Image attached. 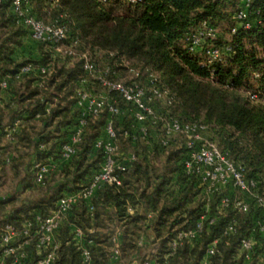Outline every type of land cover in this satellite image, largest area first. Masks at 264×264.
Returning a JSON list of instances; mask_svg holds the SVG:
<instances>
[{"label":"trees","instance_id":"obj_1","mask_svg":"<svg viewBox=\"0 0 264 264\" xmlns=\"http://www.w3.org/2000/svg\"><path fill=\"white\" fill-rule=\"evenodd\" d=\"M245 5L246 0H144L137 4L129 0H31L30 11L37 19L68 28L58 49L32 36L30 27L14 12L12 0L0 2V75H11L8 86L0 88V190H4L0 195V262L15 264L14 255L4 257L1 233L7 223L21 227L37 216L46 218L62 195L91 183L104 160L95 142L112 119L120 151L134 153L136 158L123 173L122 184H106L96 191L91 199L93 210L80 201L65 217L56 232L59 246L52 264H83L72 226L84 232L82 244L90 250L93 264L109 263L118 229L123 233L124 264L147 260L200 264L216 239L218 250L210 257L212 264H264V231L257 224L264 219V211L252 203L245 212L232 204L220 212L222 198L235 197L236 189L229 186L206 193L198 178L184 169L183 138L174 136L164 145L161 123H149V133L141 136L131 106L118 93L110 96L121 114L111 115L105 109L87 117L76 153L67 160L61 155L80 117L77 86L83 83L93 88L90 80L83 82L93 77L84 69L85 56L77 53L80 49L95 56L104 54L105 65L91 61L116 70L118 80L131 82L136 78L130 72L134 68L143 74L137 79L149 87L146 78L153 73L156 85L172 97L168 104L155 101L159 114L205 124L212 139L244 167L264 194V0H249L247 17L239 19L237 13ZM246 21L251 23L248 28ZM223 25L230 39L218 33ZM205 26L215 29L216 37L207 36L203 45L191 49L188 36ZM27 45L28 51L20 52ZM211 45L221 49V60H211L206 52ZM70 48L74 54H68ZM50 52L58 56L51 59ZM47 62H52V70L44 65ZM27 64L33 69L18 76ZM118 65L126 67L133 78L125 79ZM41 67L46 68L44 73ZM249 93L257 97L252 99ZM159 103L166 107L162 112ZM51 162L57 163L56 169L44 184L36 183L34 165ZM202 216L199 237L172 250L177 231L195 227ZM212 217L215 222L210 223ZM233 220L236 231L229 233ZM90 227H94L92 232ZM249 236L256 242L247 258L241 240ZM26 250L27 257L20 264H34L46 252L38 251L36 240Z\"/></svg>","mask_w":264,"mask_h":264},{"label":"built area","instance_id":"obj_2","mask_svg":"<svg viewBox=\"0 0 264 264\" xmlns=\"http://www.w3.org/2000/svg\"><path fill=\"white\" fill-rule=\"evenodd\" d=\"M5 0H0V2ZM144 0H129V2L137 4ZM246 5L241 8L237 17L245 19L247 17ZM12 8L19 16V19L30 27L32 36L40 41H48L61 49V43L67 36L68 28L64 25L56 23H45L43 20L37 19L30 11L31 0H12ZM245 27H250V21H246ZM235 31V29H233ZM217 32L212 27L205 26L203 29L196 31L188 36L190 48L196 49L203 45L205 38L216 37ZM229 50V48H227ZM68 54H74L73 49H69ZM211 60H221L222 51L218 46L211 45L206 49ZM85 56L84 69L93 79H96L103 87V91L98 93L93 88L82 86L77 90L76 106L80 109L79 121L70 134L68 142L62 146V158L70 159L77 151L78 143L81 141L84 127L87 123V117L97 116L105 109L111 115H119L122 112L120 106L113 102L112 93H118L121 98L131 106L133 118L137 124L138 131L141 136L149 133L150 125L162 124L165 137L162 139L164 145H168L172 137L181 136L184 140L186 153L183 159L184 169L188 174L195 175L200 185L206 193L212 194L226 187L235 188L241 196L231 198L226 195L221 200L220 212L232 204L237 211H248L253 203L264 211V194L258 189V183L255 179L247 177L243 166L237 164L230 159L209 135L208 127L199 122H183L175 117L160 115L157 110V102L171 103L172 97L167 89H162L156 85L157 77L151 73L148 78L150 84L146 86L144 80L137 79L143 74L139 70L130 68L134 78L131 82L118 80V72L110 67H101L92 62ZM33 69L32 64L24 65L18 76L22 73L29 72ZM40 71L44 73L45 67H41ZM10 74L0 75V88L4 89L8 86ZM86 82V79L83 80ZM252 99L257 96L256 93H249ZM1 102V98H0ZM17 124V123H16ZM95 146L101 148L104 154L102 166L91 181V183L79 190L62 195L58 201L56 208L46 217L37 216L35 221L28 220L23 226L17 227L7 223L1 233L2 243L6 246L4 249V257L12 256L15 264H20L27 257L26 247L32 240H36L38 251L41 253L46 251L43 256L34 264H52L57 257L58 243L56 242V232L59 229L65 217L80 202L84 201L89 210H93L94 206L91 202L92 197L98 189L106 184H122L123 173L127 170L128 164L135 160L136 155L126 154L120 151V145L117 141L116 131L113 126L112 119L105 124L104 134L96 139ZM57 163H36L34 165V180L38 184H44L50 172L56 169ZM202 216L195 227L189 229H180L172 238V250H176L184 241H193L197 239L203 229ZM215 222V218L210 219V223ZM235 221L230 224L227 232L236 231ZM258 227L260 231H264V219L259 221ZM75 243L82 250L83 264H93L90 250L82 244L84 232L81 229L74 231ZM22 239V240H20ZM255 239L252 236L244 237L241 240V249L246 252V257L250 258L251 252L255 246ZM218 250V240H214L208 246L205 257L200 264H212L210 257ZM264 262V256L262 258ZM0 264H4L1 261ZM145 264H152V260H147Z\"/></svg>","mask_w":264,"mask_h":264},{"label":"rangeland","instance_id":"obj_3","mask_svg":"<svg viewBox=\"0 0 264 264\" xmlns=\"http://www.w3.org/2000/svg\"><path fill=\"white\" fill-rule=\"evenodd\" d=\"M225 28H226V26L225 25H223V27H220V28H218V33H220V35H222V37L223 38H225V39H230V36H229V32H227L228 30H225ZM224 30H225V32H224ZM224 32V33H223ZM30 49H32L33 47V43L32 44H30ZM80 50V49H79ZM79 50H77V53H78V55H80V56H82V55H86V57L87 58H89L90 60H92V59H95V60H98V62H100V65H105V63H104V61L106 60L105 58H106V56L104 55V54H98V55H92L91 54V52L90 51H88V52H85L84 50L82 51H79ZM53 55V56H51L50 58L51 59H53L54 57H56V56H58L57 54H55V53H53V52H50V55ZM62 57H64L65 55H61ZM53 61V60H52ZM117 62H118V64H122L120 61H118L117 60ZM52 62H47L46 64H44L45 66H47V67H49V69H51L52 70V64H51ZM118 67H119V71H120V73L122 74V76L125 78V79H132L133 77V75L128 71V69L126 68V67H124V66H122V65H118ZM89 77V76H88ZM91 77V76H90ZM89 77V78H90ZM86 79V78H85ZM86 80H90L91 81V83H92V86H93V89L95 90V91H97L98 93H101L104 89H103V87H101V85L96 81V80H94V79H86ZM88 83V82H87ZM88 84H90V83H88ZM82 86H86V84H83V83H79L78 84V86H77V88H80V87H82ZM124 107L125 106H122V108L124 109ZM164 108H166L165 107V105L164 104H162V103H159V105H158V109L160 110V112H162L163 110H164ZM234 191V190H233ZM4 194V190H0V195H3ZM234 196L235 197H238V196H241V194L236 190V191H234Z\"/></svg>","mask_w":264,"mask_h":264},{"label":"crops","instance_id":"obj_4","mask_svg":"<svg viewBox=\"0 0 264 264\" xmlns=\"http://www.w3.org/2000/svg\"><path fill=\"white\" fill-rule=\"evenodd\" d=\"M29 45L25 46L24 48L20 49V52L22 51V49H26L25 51H28L27 49ZM10 97V95L8 96V98ZM10 156H12V153L10 154ZM33 161H35V159H33ZM129 210H131V208H129ZM79 227L77 226H72V230L75 231L76 229H78ZM80 229V228H79ZM82 230V229H81ZM94 230V227H90L89 231L92 232ZM114 240L116 241V245L114 246V248L112 249V253L109 259V263L108 264H124L121 260V243L123 240V233L121 229H118L114 235ZM92 241V240H91ZM91 243H94L93 241ZM155 263V260H152V264Z\"/></svg>","mask_w":264,"mask_h":264}]
</instances>
